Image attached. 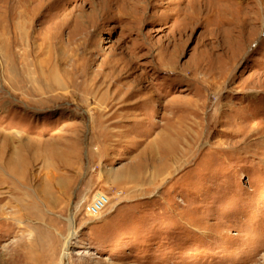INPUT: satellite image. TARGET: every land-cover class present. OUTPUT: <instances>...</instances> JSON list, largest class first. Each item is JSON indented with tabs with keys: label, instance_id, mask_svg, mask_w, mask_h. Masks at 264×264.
<instances>
[{
	"label": "rangeland",
	"instance_id": "rangeland-1",
	"mask_svg": "<svg viewBox=\"0 0 264 264\" xmlns=\"http://www.w3.org/2000/svg\"><path fill=\"white\" fill-rule=\"evenodd\" d=\"M0 264H264V0H0Z\"/></svg>",
	"mask_w": 264,
	"mask_h": 264
},
{
	"label": "bare ground",
	"instance_id": "bare-ground-1",
	"mask_svg": "<svg viewBox=\"0 0 264 264\" xmlns=\"http://www.w3.org/2000/svg\"><path fill=\"white\" fill-rule=\"evenodd\" d=\"M63 50V49H62ZM65 51V50H64ZM74 55V54H73ZM68 56V55H67ZM61 57H64V56H61ZM60 58V57H59ZM59 63H62V61H60ZM63 65V64H62ZM116 65V64H115ZM116 67V66H115ZM112 68V67H111ZM117 68V67H116ZM118 69V68H117ZM116 70V69H115ZM123 70V69H122ZM121 71V70H120ZM124 71V70H123ZM88 73V72H87ZM86 73V74H87ZM117 73V72H116ZM121 73V72H120ZM102 74H104V72L102 73ZM107 75V74H106ZM114 76V75H113ZM116 76H118V75H116ZM120 77V76H119ZM84 79V78H83ZM97 79V78H96ZM100 79V78H99ZM102 79V78H101ZM119 79V78H118ZM100 81V80H99ZM113 83V82H112ZM103 87H104V85H103ZM119 90V89H118ZM120 91V90H119ZM132 93V92H131ZM96 94V93H95ZM117 94V93H116ZM111 95V94H110ZM127 95V94H126ZM92 96V95H91ZM123 96V95H122ZM98 97V96H97ZM109 97V96H108ZM107 97V98H108ZM114 98H112V99H115L116 97H115V95L113 96ZM93 98V97H92ZM106 98V97H105ZM109 99V98H108ZM108 101V100H107ZM111 101V100H110ZM109 102V101H108ZM119 102V101H118ZM116 104H118V103H116ZM110 105V104H109ZM111 106H114V104H112ZM107 108V107H106ZM116 114V113H115ZM105 115V114H104ZM165 138V137H164ZM164 138H163V142L161 143V146H163V148L165 147V140H164ZM162 139V138H161ZM159 144H160V142H158ZM168 148H167V151H168V154H169V156H168V158L169 159H171V160H175V159H177V151H175V149L177 148V147H173V146H171L170 145V143L168 144L167 143V145H166ZM165 149V148H164ZM163 149V150H164ZM147 151H148V153L150 154V156H156L157 154H159V155H161L162 154V151L161 150H159V151H157V150H155V148L154 147H151V146H149L148 147V149H147ZM165 152V151H164ZM179 158V157H178ZM143 164H145V169H144V173H143V178H148L149 177V175H148V173H149V171H151V169L149 168L150 166H151V164L150 163H148V162H145V163H143ZM163 168L161 167L160 168V170H162ZM146 172V173H145ZM73 223V222H72ZM71 236L67 239V241H66V247H68L69 246V243H70V241H71ZM68 254V252H65V254L64 255H67Z\"/></svg>",
	"mask_w": 264,
	"mask_h": 264
},
{
	"label": "built area",
	"instance_id": "built-area-1",
	"mask_svg": "<svg viewBox=\"0 0 264 264\" xmlns=\"http://www.w3.org/2000/svg\"><path fill=\"white\" fill-rule=\"evenodd\" d=\"M109 203V197L104 193H97L88 205V211L94 215L100 213Z\"/></svg>",
	"mask_w": 264,
	"mask_h": 264
}]
</instances>
